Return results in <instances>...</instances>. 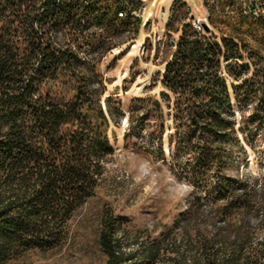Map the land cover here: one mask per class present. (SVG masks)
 Returning <instances> with one entry per match:
<instances>
[{
    "label": "trees",
    "instance_id": "1",
    "mask_svg": "<svg viewBox=\"0 0 264 264\" xmlns=\"http://www.w3.org/2000/svg\"><path fill=\"white\" fill-rule=\"evenodd\" d=\"M136 3L0 0V264L62 245L101 184L122 115L125 147L139 143L190 186L170 263L264 264V237L254 241L264 228V179L241 182L237 160L264 140V16L210 14L211 28L199 30L183 5L173 10L154 80L159 95L134 97L123 112L113 96L103 98L100 64L118 44L112 36L138 34L141 18L119 14ZM122 222L104 210L98 244L106 264H136L116 235ZM139 248L144 263L166 254L157 241Z\"/></svg>",
    "mask_w": 264,
    "mask_h": 264
},
{
    "label": "rangeland",
    "instance_id": "2",
    "mask_svg": "<svg viewBox=\"0 0 264 264\" xmlns=\"http://www.w3.org/2000/svg\"><path fill=\"white\" fill-rule=\"evenodd\" d=\"M181 5L180 12L185 10V20L188 21L190 14H200L203 10L198 0H151L143 16L131 15L142 21L135 37H130L132 33L128 29H121L113 38L109 37L118 44L102 58L100 64L105 86L103 98L113 96L112 104L118 105L123 112L127 111L134 97L159 95L161 86L154 80L163 71L164 64L160 61L168 53L167 21L173 10L176 12ZM188 7L190 10L187 11ZM217 24L226 28L223 23ZM171 34L178 37V33ZM252 72L250 66L247 74ZM235 110L238 114L240 108L235 105ZM126 116H121L119 126H112L114 131L110 132V138L115 150L105 162L101 184L95 195L70 221L62 245L45 251H27L11 258L8 264H106V256L98 244L104 210L114 216H122L123 222L116 235L122 242L123 250L134 252L136 264H171L170 248L174 242L181 240L180 228L185 224L184 220L179 225L175 224V218L189 208L190 186L187 181L177 179L165 161L154 160L139 143L125 147ZM134 136L137 137L136 132ZM167 139L165 136L166 149ZM258 140L261 145H256L254 150L251 145L247 146V157L237 158L241 182L251 184L255 177L264 179V140L261 137ZM166 157L170 155L166 154ZM230 172L235 174V166ZM262 214L263 211L257 212L250 218L251 223L258 224ZM263 237L264 228H256L254 241L259 242ZM150 241L160 243L166 254L144 263L138 256L139 246L141 242Z\"/></svg>",
    "mask_w": 264,
    "mask_h": 264
},
{
    "label": "built area",
    "instance_id": "3",
    "mask_svg": "<svg viewBox=\"0 0 264 264\" xmlns=\"http://www.w3.org/2000/svg\"><path fill=\"white\" fill-rule=\"evenodd\" d=\"M150 1H137L132 7H141L142 14H144L143 5H147ZM198 2L202 4L203 10L200 14H192L194 16L192 22L199 30L203 29L205 24H208L210 14L223 17L245 16L250 18L251 14H259V17L264 16V0H236V3H228V0H198ZM188 8L190 10V7Z\"/></svg>",
    "mask_w": 264,
    "mask_h": 264
},
{
    "label": "bare ground",
    "instance_id": "4",
    "mask_svg": "<svg viewBox=\"0 0 264 264\" xmlns=\"http://www.w3.org/2000/svg\"><path fill=\"white\" fill-rule=\"evenodd\" d=\"M136 1H142V0H136ZM228 3H236V0H228ZM146 10H147V5H143V12H146ZM127 13L130 14V15L136 14L138 17L143 16V14H142V8L141 7H132V6H129L128 7V10L125 13H121L120 12L119 14L122 16V15H125ZM251 15H253L254 17H259V14H251ZM193 25L196 27L195 24H193ZM197 29H199V28H197Z\"/></svg>",
    "mask_w": 264,
    "mask_h": 264
},
{
    "label": "water",
    "instance_id": "5",
    "mask_svg": "<svg viewBox=\"0 0 264 264\" xmlns=\"http://www.w3.org/2000/svg\"><path fill=\"white\" fill-rule=\"evenodd\" d=\"M191 17L193 18L194 16L192 15ZM206 26H207V24H206Z\"/></svg>",
    "mask_w": 264,
    "mask_h": 264
}]
</instances>
